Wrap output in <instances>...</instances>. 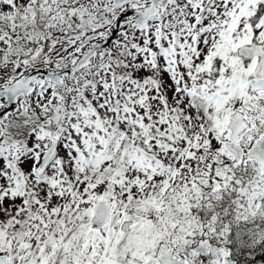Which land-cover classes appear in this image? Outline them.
Listing matches in <instances>:
<instances>
[{"label": "snow or ice", "instance_id": "obj_1", "mask_svg": "<svg viewBox=\"0 0 264 264\" xmlns=\"http://www.w3.org/2000/svg\"><path fill=\"white\" fill-rule=\"evenodd\" d=\"M0 264H264V0H0Z\"/></svg>", "mask_w": 264, "mask_h": 264}]
</instances>
